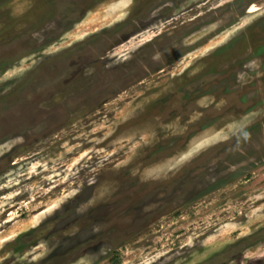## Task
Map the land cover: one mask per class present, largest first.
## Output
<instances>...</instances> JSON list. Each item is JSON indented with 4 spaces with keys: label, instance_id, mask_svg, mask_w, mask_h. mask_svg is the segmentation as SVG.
Returning a JSON list of instances; mask_svg holds the SVG:
<instances>
[{
    "label": "rangeland",
    "instance_id": "374dc122",
    "mask_svg": "<svg viewBox=\"0 0 264 264\" xmlns=\"http://www.w3.org/2000/svg\"><path fill=\"white\" fill-rule=\"evenodd\" d=\"M0 264H264V0H0Z\"/></svg>",
    "mask_w": 264,
    "mask_h": 264
},
{
    "label": "bare ground",
    "instance_id": "6f19581e",
    "mask_svg": "<svg viewBox=\"0 0 264 264\" xmlns=\"http://www.w3.org/2000/svg\"><path fill=\"white\" fill-rule=\"evenodd\" d=\"M258 10V8L257 7H255V6H252V11L251 12H256Z\"/></svg>",
    "mask_w": 264,
    "mask_h": 264
},
{
    "label": "clouds",
    "instance_id": "9594fccd",
    "mask_svg": "<svg viewBox=\"0 0 264 264\" xmlns=\"http://www.w3.org/2000/svg\"><path fill=\"white\" fill-rule=\"evenodd\" d=\"M247 136V134H245Z\"/></svg>",
    "mask_w": 264,
    "mask_h": 264
}]
</instances>
